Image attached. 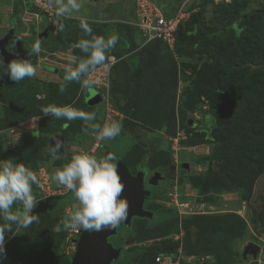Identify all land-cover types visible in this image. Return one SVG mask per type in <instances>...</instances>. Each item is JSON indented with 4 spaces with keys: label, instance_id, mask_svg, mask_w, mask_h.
<instances>
[{
    "label": "rangeland",
    "instance_id": "1",
    "mask_svg": "<svg viewBox=\"0 0 264 264\" xmlns=\"http://www.w3.org/2000/svg\"><path fill=\"white\" fill-rule=\"evenodd\" d=\"M153 1L168 14L186 3L184 9L188 18L182 24L194 20L193 23L197 22L195 27L201 26L202 30L209 31L208 29L214 28L216 21L214 3H228L230 0ZM247 1L249 2L241 12L242 15L261 11V5L264 4V0ZM17 2L25 3L27 0H0V37L6 33L9 24L12 25L10 19L16 12ZM134 2L135 0H84L81 11L74 13L71 18H83L88 23L96 22L97 25H110V35L115 32L120 37L131 40L126 43L127 49L138 63L134 74L128 73L121 63L114 68L110 102L122 116L118 122L122 124L124 120H128L125 124L130 129L129 132L123 129L126 134L121 132L115 140L105 141L102 154L105 149L120 154L126 150L122 162L130 168L133 176L137 174L136 166L141 162L149 173L168 166L176 168L174 176L165 174L166 185L161 191L150 181L144 187L154 195V202L150 207L162 209H154V223L161 224L176 217L174 212L178 214L177 219L152 231H144L143 224L135 222L136 235L125 239L123 249L130 250L136 242L145 241L140 246L153 244L160 250L168 251L172 243H177L175 252L180 255L177 257H192V264L198 263L200 257L197 261V256H208L213 263L217 256L218 262L221 261L222 264H251V257L241 261L240 254L251 242L264 246V148L254 150L248 156L245 151L248 130H253L254 123L259 120L257 115L262 114L260 108L264 106V72L256 71L254 66L258 57H263L261 61L264 62V49L254 42H243V59L247 64L240 66L236 62V51L228 39L211 37L200 43L195 51L186 49L179 54L174 49L168 51L162 45L145 46L130 29V25L126 24L134 19ZM98 5L100 9L97 12ZM35 12L37 10L32 6L27 14L23 13L15 22L14 40L10 42L9 51L22 52L33 65L40 63L42 66L47 61L53 62L60 69L59 74H55L58 78L51 76L48 81H42L37 74L33 78L41 85H62L66 66L71 64L72 57L85 55L76 47L77 43L81 37H88L82 32L80 25L62 33L55 30L38 37L39 32L44 30L46 21L43 17L36 19L29 14ZM260 21L264 26V15L262 20L259 14L252 16V26L256 29L261 25ZM52 24L58 26L56 18ZM90 27L96 35L104 36L94 26ZM194 39L184 35L180 43L186 40L190 43ZM37 41H42L39 54L32 51ZM116 47L111 54H118ZM201 52L210 59L207 64H204L199 54ZM225 61L235 66L226 69L222 65ZM248 64L252 68L240 72L249 67ZM48 71L53 72L52 69ZM67 91L71 100L69 105L73 108L87 113H95L97 110L98 118L102 117L103 103L96 108L88 105L87 95L89 97L91 90H86L80 83H72L67 86ZM228 92L235 95L234 100L226 101ZM216 105L220 106L219 112L215 116L208 115ZM200 109L206 113L202 114ZM193 113L197 115L196 118ZM16 114L0 101L1 120L10 119L13 122ZM98 120L100 119L95 121ZM27 122H31V127L36 128V131L41 127L44 132L61 131L67 134L64 136L63 160L60 159L59 152L50 147L48 134L33 137L26 128L19 127ZM22 123L9 127L14 129L13 135L0 130V168L6 160L12 159L14 163L23 164L36 173L40 186L42 180L47 179L51 191L60 190L61 186L51 177L66 163L68 155L75 148L73 143H83L89 137L91 131L87 134L86 130L91 125L83 120L67 121L50 115L31 117ZM202 127L208 130L207 133ZM0 128L4 129V126L0 125ZM127 134L131 136L128 137ZM22 135L24 142L19 148L8 144L21 139ZM82 138L85 139L81 142ZM117 159L118 164L121 159ZM182 164H186L187 168L183 169ZM40 186H33L34 194L41 195V198L38 196L39 204L44 205L49 199L46 212L51 217L66 218V210L75 209L77 201L72 192L56 200L52 198L59 196L44 197ZM174 194L176 205L171 201ZM165 202L170 203L171 207H167ZM169 209L174 212L164 211ZM12 226L13 234L7 240L4 254L0 255V264H45L39 260H29L31 247L21 244V227ZM192 230L194 235H191ZM235 231H239L241 235L231 243L230 252L226 255L222 250L227 247L223 238ZM124 233L130 234L128 229ZM119 237L114 239L117 247L123 244ZM208 249L213 253L206 255L205 251ZM126 255L128 259L130 255ZM141 257L143 256L134 258L133 263L138 264ZM256 260L258 264H264L261 251ZM125 263L128 264V261Z\"/></svg>",
    "mask_w": 264,
    "mask_h": 264
},
{
    "label": "clouds",
    "instance_id": "2",
    "mask_svg": "<svg viewBox=\"0 0 264 264\" xmlns=\"http://www.w3.org/2000/svg\"><path fill=\"white\" fill-rule=\"evenodd\" d=\"M83 4L84 0H47L46 7L54 11L56 23L59 26L58 30L63 32L66 28L64 21L72 18L74 13H79ZM185 4H183L184 8ZM133 20L131 23H127L131 27H133L131 25ZM45 21L49 25L53 22L46 19ZM8 27L14 30V26L9 24ZM80 27L88 38L81 37L76 47L85 55L73 56L71 64L66 66V74L60 87L61 93L65 92L67 86L72 83H80L88 90L92 86L91 75L98 69L110 70L108 62L115 58L110 54L119 42L118 34L113 32L108 38L96 35L88 21L83 18L80 19ZM13 40L14 38L10 42ZM41 45L42 41H37L33 45V53L39 54L42 50ZM36 72L37 68L30 59H14L6 66L0 59V75H8L15 84L26 78L35 77ZM43 112L45 115L54 116L56 119L87 121L91 125L92 131L97 133V139L104 141V143L115 140L122 132L120 122L114 120L101 126L93 123L96 120L95 113H87L73 108L71 105L58 107L53 104L45 107ZM102 148L100 157L81 149L78 154L72 155L68 163L58 168L51 177L59 186L72 192L77 201L75 209L56 226L57 233L62 228L65 229V232L66 229L100 232L105 229H115L127 220L129 204L126 199L120 198L125 186L118 175L117 156L111 152L103 156ZM34 185L38 188L40 181L37 174L27 166L14 163L12 159L3 163V167L0 168V220L3 222L0 225V255L4 254V235L12 225L29 228L34 223L40 222V216L32 214L40 202L34 194ZM175 258L173 257V259ZM207 262L203 264H207Z\"/></svg>",
    "mask_w": 264,
    "mask_h": 264
},
{
    "label": "trees",
    "instance_id": "3",
    "mask_svg": "<svg viewBox=\"0 0 264 264\" xmlns=\"http://www.w3.org/2000/svg\"><path fill=\"white\" fill-rule=\"evenodd\" d=\"M249 1L247 0H230L228 3H214L216 5L215 7V22H214V28L208 29L209 31H206L205 29L202 30L203 28L201 26L195 27L197 25V22L193 21H187V23H180L178 25V28L175 33V42H174V50L179 54L181 50H186L189 49L190 51H195L198 45L202 42L207 41L211 37H216L219 39H228V42L232 43L233 49L236 51V62L240 66H244V64H247L246 61L243 59V47L242 43L245 41H249L251 44L254 42L256 45L264 49V26H262V21L261 25L258 26V29L256 27L252 26V16H256V14H259L260 20L263 19L264 15V4L261 5V11L258 10V12H252L250 14H245L242 15L241 12L244 10V7H246V4ZM33 6L32 0H27L25 3L17 2L15 4L16 12L12 16V27L15 25V22L20 18L22 13L26 10H30V8ZM34 7V6H33ZM167 15H169L167 13ZM56 17L53 18V21L55 20ZM218 23L217 25L215 23ZM66 28L63 32L66 30L75 27L76 25H80V20L78 19H66L64 21ZM96 22L89 23L90 26H94L97 28V30L102 33L104 36H111L110 31L111 27L110 25L107 24H102V25H97L95 24ZM193 23V25H191ZM125 24V23H123ZM127 24V23H126ZM129 26V25H128ZM132 31H134L137 34V37L141 40L142 44H144V39L141 36V34L133 27L129 26ZM217 30H215V28ZM261 27V29H260ZM59 26L56 27V30L59 33H62L61 31L58 30ZM234 28V29H233ZM236 29V30H235ZM133 33V32H132ZM117 34V33H116ZM213 34H216L213 36ZM188 36V37H194V41L188 42V40L184 41L182 44L180 43L181 37L182 36ZM120 37V35H119ZM246 39V40H245ZM131 40L125 38V37H120L118 44L116 45L117 47V55L111 54V56L115 57L117 59V63L113 66L112 68V73H111V83H112V75L114 68H116L117 65L121 63L126 68V71L128 73L134 74L137 72L138 66H137V61L133 60L132 57H135L134 55H129L127 59L124 58L126 55H128L131 51L127 49V44L130 43ZM127 43V44H126ZM145 46H154V45H162L165 47L168 51H171L168 46L159 41V40H154L151 41L147 44H144ZM144 47V46H143ZM264 52V51H263ZM203 60L204 64H207V62L210 61L204 53H199ZM216 58V57H215ZM263 57H258L255 59L254 66L256 67V71L259 72H264V62H262ZM136 59V57H135ZM28 60V59H27ZM244 62V63H243ZM252 64V63H251ZM5 65V64H4ZM224 67L226 69H229L231 67H234V64H231V62H223ZM6 66V65H5ZM249 67L243 68L242 71L244 72L245 70H250L252 67L248 64ZM250 68V69H249ZM139 71V70H138ZM79 84V83H77ZM60 87L61 85L54 84V83H46L41 85L38 80L34 78H26L25 80L21 81L20 83H14L8 75H0V101L8 108H11L12 111L16 114L15 119L13 122H10V119H0V125L4 126V129L0 128V130H5L8 132L9 127L11 126H18L22 122L26 121L28 118H33V117H42L44 114L43 109L49 105H56L58 107H64L68 106L71 102L70 98L68 97V91L66 89L65 92L61 93L60 92ZM41 89V91L39 90ZM228 95V100H234L235 95L231 93H227ZM97 106H93L91 108H96ZM201 110V109H200ZM220 110V106L216 105L213 107L211 113H208L210 116H215ZM262 110V114H258L257 118L259 120H256L254 123V128L248 130V142L246 144V155L248 156L250 153H252L254 150L257 149H263L264 148V106L260 108ZM97 110H95L96 114V120L100 119L98 121H93V123L100 124L101 118H98L97 116ZM210 112V111H209ZM128 114V111H127ZM127 120V119H126ZM127 121H123L122 123V130L128 131L130 127H126ZM202 130L207 133V129L202 127ZM92 131L91 127H88L86 132ZM210 131V129H209ZM255 131V132H254ZM55 131L51 132H44V130L40 127V130L36 131L35 136L33 137H38V136H43L45 134L49 135V138L51 134ZM61 132V131H60ZM129 132V131H128ZM63 137L67 136L65 132H61ZM123 134H126L124 131H122ZM32 136V135H31ZM128 137L131 135L127 134ZM67 140V137H66ZM23 143H16L14 142V146L19 148ZM76 143H73L75 145ZM67 148V147H66ZM115 153L112 152V150H104L103 156H105L108 153ZM125 151H123L122 154L120 153H115L117 158L120 157L121 161H123V157L125 155ZM60 154V153H59ZM70 154V153H69ZM68 155V154H67ZM68 159L66 163H68L72 157V154L68 155ZM63 155L60 154V159L63 160ZM65 163V164H66ZM125 164V163H124ZM126 165V164H125ZM127 166V165H126ZM137 172L139 169L144 170L145 166L141 162L137 166ZM127 168L130 171V168L127 166ZM166 168V167H165ZM155 171H161V168L156 169ZM136 172V173H137ZM36 195V194H35ZM153 195V193H152ZM150 195L149 198H153V196ZM38 196L41 198V195L37 194L36 197ZM62 197V196H61ZM55 197L52 199L60 200L61 198ZM163 198V197H162ZM51 199V200H52ZM264 200V199H263ZM147 201V200H146ZM150 202H145L143 209L147 211L148 213L151 214L150 217H143V218H133L131 220L130 226H120L118 227V231H126L127 229L129 230L132 238L136 235V229L134 226L135 222L142 223L143 224V230L144 231H152L154 228L161 226L169 221H173L177 219L178 214L177 212H174V210L169 209V210H164V211H173L176 217L169 219L165 221L164 223L156 222L154 223V209L162 210L159 208H151L150 205L153 204ZM50 203L49 199L46 200L43 204H37L36 208L33 210V215H39L40 216V222L39 223H34L32 226L29 228H23L21 227L22 231V236L20 239V242L22 245H28V247H31V252L29 255V260H39L42 263L45 264H70V255L66 256L63 253V248H64V240L66 237V232L65 229L62 228V230L57 233L56 232V226L60 223L61 220L64 219L63 217L57 218V217H51L47 211L48 204ZM146 205L148 209H146ZM264 214V213H263ZM1 223L2 220H0ZM191 223L189 224V226ZM191 227V226H190ZM191 235H194V230H192ZM240 232L235 231V233H232L229 237L225 236L223 238V242L227 244V247L222 248L224 250V254H229L230 252V245L231 243L240 237ZM113 240L115 237L112 238ZM225 240V241H224ZM142 242H136V245L130 249H123L124 242L122 245L118 246V249L121 250L120 257L117 261L113 262L114 264H127L125 263L126 260L128 261V264H135L134 258H139L140 256H146L145 259L143 260V257H141L138 260V264H157L154 263L155 259L158 257H166V256H171V257H177L180 256L178 253L175 252V249L177 248V243H172V247L170 250H160L156 248L155 245L150 244L149 246H140V243ZM139 244V245H138ZM8 245V242L4 243V248ZM116 246V245H115ZM117 247V246H116ZM206 252V255H209V253H213L211 249H208ZM129 254V258L126 259V254ZM183 254H185V251H183ZM205 255V254H203ZM215 256V255H214ZM201 257L197 256L196 258ZM182 258H190V257H182ZM216 261L213 263L212 261H208L207 264L213 263V264H222L221 261L218 262V257L216 256ZM143 260V261H142ZM181 264H187L185 261H181ZM192 264V263H190ZM195 264H200V263H195Z\"/></svg>",
    "mask_w": 264,
    "mask_h": 264
},
{
    "label": "built area",
    "instance_id": "4",
    "mask_svg": "<svg viewBox=\"0 0 264 264\" xmlns=\"http://www.w3.org/2000/svg\"><path fill=\"white\" fill-rule=\"evenodd\" d=\"M34 8L37 10L35 13H29L35 18L43 17L47 21H53L55 13L51 8L46 7L47 0H32ZM25 14H27L25 12ZM188 18V13L185 12L184 6L179 7L174 13L167 15L164 13L163 9L159 7L153 0H136L135 1V18L131 24L143 37L144 44H147L154 40H159L165 43L168 48L173 51L175 42V33L178 25L184 22ZM117 62V59L109 60L110 70L98 69L94 72L90 80L92 81V86L88 89H95L99 92L101 97V103H103V115L101 117L100 125L103 126L105 123H111L112 121H120L122 116L115 111L112 103L110 102V88H111V73L112 68ZM100 103V104H101ZM193 116L196 118L197 115L194 113ZM91 127V126H89ZM8 132L10 135L14 134V129L9 128ZM89 132V131H88ZM87 132V134H88ZM89 144L83 145L80 148H74L71 152L72 155L78 154L81 149L99 157L101 148L104 141L97 139V133L91 131L88 134ZM15 140L9 142L8 144L14 145ZM176 142V141H174ZM41 194L44 197L52 196H64L70 191L60 188V190H52L48 184V180H42L40 186ZM176 190V187L174 188ZM170 197V194H169ZM176 194L173 195L171 201L176 205L175 200ZM167 207H171L170 203H164ZM178 205V204H177ZM180 206V205H178ZM65 212L66 215L71 213V209L68 208ZM81 230V229H80ZM80 230L66 229V237L64 240L63 253L69 256L73 253L76 248L75 239L79 234ZM193 258L184 259L182 257H176L173 262V257H158L156 258L157 263L161 264H181V261H185L187 264L191 263ZM198 261V259H196ZM209 260V257H203L199 259V263L203 264Z\"/></svg>",
    "mask_w": 264,
    "mask_h": 264
},
{
    "label": "water",
    "instance_id": "5",
    "mask_svg": "<svg viewBox=\"0 0 264 264\" xmlns=\"http://www.w3.org/2000/svg\"><path fill=\"white\" fill-rule=\"evenodd\" d=\"M56 26L53 24L48 25L43 31L39 32L38 36L43 37L48 32H54ZM14 38V30L10 29L7 34L0 39V58L3 63L7 65L10 61L22 57V54L11 53L7 50L10 40ZM92 93L87 97L88 105L90 107L97 106L101 102L99 94L91 90ZM206 113V111H202ZM50 147L55 151H58L61 155L65 153L64 137L60 131H55L50 136ZM183 169L187 168L186 164H182ZM118 175L121 177V182L124 184V192L121 199H126L129 204V214L127 220L122 222L120 226H130L133 218L150 217L151 214L143 209L144 202L148 200L150 192L144 189V170L139 169L137 174L133 176L127 166L121 161L118 163ZM160 179L159 173H154L151 177V184L156 185L157 180ZM105 229L100 232H89L83 229L75 239L76 248L71 254L70 264H112L120 257L121 250L114 248L108 239L113 237L117 233V229ZM13 234V226L4 235V242L10 238ZM262 252L264 257V246L255 245L249 243L242 252V257H245L248 253L252 258L251 264H258L256 257L259 252ZM175 259H173L174 262ZM212 264V263H211Z\"/></svg>",
    "mask_w": 264,
    "mask_h": 264
},
{
    "label": "crops",
    "instance_id": "6",
    "mask_svg": "<svg viewBox=\"0 0 264 264\" xmlns=\"http://www.w3.org/2000/svg\"><path fill=\"white\" fill-rule=\"evenodd\" d=\"M87 5H90L89 2H87ZM97 7H99V5ZM98 9H100V7L97 8V12H98ZM89 10H90V7H89ZM94 11H95V14H96V10H94ZM99 22L100 23H106V21H103V22L102 21H99ZM11 23H12V18H11ZM11 53H14V52H11ZM17 54H22V57L19 60H27L26 57L24 56V54L22 52H18ZM129 55L130 54L126 55L124 58L127 59L128 57H130ZM132 58H133V60H136L135 57H132ZM35 66L37 68V73L36 74H37L38 78L40 80H42V81H48V79L51 78V76L55 77L60 72L59 71L60 69L58 67H56L53 64V62H49V61L45 62L42 66L40 65V63H37V65H35ZM48 69H52L53 72H49ZM56 78H58V77L56 76ZM88 90H94V91H96L95 89H88ZM96 92L99 94L98 91H96ZM87 97H88V95H87ZM30 124H31V122H27V123H24V124L22 123L19 127L23 128V129L26 128L28 131H30V135L35 136L34 134H36V128H32ZM83 139H85V138H82L81 139V142H82ZM23 140L24 139H23V135H22L21 139L15 140L16 145L18 143L19 144L20 143H23L24 142ZM89 143H90V140L87 137L86 140L83 143H80V144L76 143L75 144V148L76 147L77 148H80L83 145H86V144H89ZM100 155H101V153H100ZM100 155H99V157H100Z\"/></svg>",
    "mask_w": 264,
    "mask_h": 264
},
{
    "label": "flooded vegetation",
    "instance_id": "7",
    "mask_svg": "<svg viewBox=\"0 0 264 264\" xmlns=\"http://www.w3.org/2000/svg\"><path fill=\"white\" fill-rule=\"evenodd\" d=\"M48 25H49V23L45 22V23H44V27H43V29H45ZM10 28H11V27H8V28L6 29V33H5L3 36H1L0 39L3 38V37L7 34V31H8ZM9 48H10V42H9L8 47H7V50H8V51H9ZM175 167H176V166H175ZM144 172H145V175H144V186L147 185V184L149 183V181L151 180V177H152V175H153L154 173H159V175H160V179L157 180V182H156V187L159 189V191H161V189H163V188L165 187V185H166V183L164 182V180L166 179V178L164 177L165 174L169 175V177L174 176V174L176 173V168H174V167H172V166H168V167H166V168H161V171H153V172H151V173H149V171L145 168V169H144ZM144 189L146 190L145 187H144ZM147 191H149V190H147ZM150 193H151L150 195H152V191H150ZM152 196H154V195H152ZM153 199H154V198L151 199V197H150V198H148V200L145 201V202H147V203H148V202L152 203ZM145 202H144V204H145ZM143 206H144V205H143ZM146 209H148L147 205H146ZM148 210H149V209H148ZM124 232H125V231H123V230H121V231H118V230H117L116 235L113 236V237L117 238V237L120 236L119 239H121V240L125 243V239H126L127 237H129V235H126ZM113 237H110V238L108 239V242H109L114 248H117V249H118V247L115 246L114 240L112 239ZM251 243H252V242H251ZM247 257H251V256L249 255V253H248L245 257H242V252H241V254H240L241 261L246 260ZM112 264H114V263H112Z\"/></svg>",
    "mask_w": 264,
    "mask_h": 264
}]
</instances>
